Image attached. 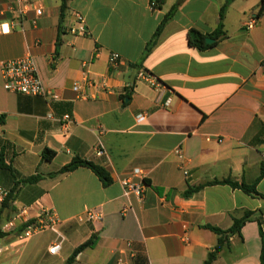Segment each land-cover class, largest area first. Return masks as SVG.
<instances>
[{
    "label": "crops",
    "instance_id": "obj_1",
    "mask_svg": "<svg viewBox=\"0 0 264 264\" xmlns=\"http://www.w3.org/2000/svg\"><path fill=\"white\" fill-rule=\"evenodd\" d=\"M226 1L163 0L153 11L152 0H70L62 14L63 0H0V154L6 164L0 186L13 194L6 217L12 221L22 209L32 219L50 211L64 237L52 255L48 249L58 238L52 230L26 241L7 233L0 264H66L94 236L97 245L73 264H119L120 258L124 264H203L219 240L208 227L227 231L246 212L259 217L264 199L230 185L184 196L191 187L227 179L256 184L264 195V0H234L224 18L227 38L207 50L189 45L191 30L207 35L218 28ZM174 6V18L144 58ZM76 12L85 17L87 36L67 30ZM251 17L257 23L248 29ZM111 53L122 57L117 70L109 68ZM26 56L58 100L5 90L2 62ZM140 69L164 89L138 80ZM86 70L94 86L84 82ZM46 148L56 153L51 162L43 158ZM98 148L103 157L96 156ZM76 157L104 167L113 183L104 187L85 167L55 175ZM135 169L145 173L144 203L123 196L121 180ZM37 175L39 182L26 183ZM126 203L132 210L123 215ZM96 208L101 222L76 221ZM261 228L264 235V215ZM46 232L48 241L34 240ZM262 247L253 219L214 264H262Z\"/></svg>",
    "mask_w": 264,
    "mask_h": 264
},
{
    "label": "built area",
    "instance_id": "obj_2",
    "mask_svg": "<svg viewBox=\"0 0 264 264\" xmlns=\"http://www.w3.org/2000/svg\"><path fill=\"white\" fill-rule=\"evenodd\" d=\"M160 6V2L157 0H152L151 9L153 11L157 10ZM37 15L42 14V9L38 8L36 10ZM256 18L251 17L247 23L246 27L248 29H253L256 25ZM68 32L73 36H87L89 30L87 28L85 17L76 12L74 14V21L68 27ZM122 57L118 53H111L109 56V68L112 70H117L122 65ZM1 71L4 80V88L6 91L14 94H21L26 96H40L46 99L58 100L59 96L50 92L44 85L41 76L39 74L37 65L34 59L31 56H26L21 59L11 60L7 62H2ZM84 82L88 85L94 86L93 81L90 79V72L88 70L83 72ZM138 80L144 81L148 83L152 88L160 91L164 89L160 81L151 74L150 72L145 71L144 69H140L137 75ZM106 89V85L104 86ZM74 91L79 92L81 90V86L79 84L74 85ZM146 115H140L138 117L139 120H144ZM72 123L70 116L66 115L63 118V130L66 134L69 133V125ZM207 140H211V137H208ZM219 143L222 140L218 141ZM105 154L102 148H98L96 150L97 157H103ZM176 156L184 161L183 150L181 148H177L175 150ZM185 176H188V171L184 169ZM145 173L140 169L133 170L131 176L124 178L121 180L123 196L127 200L134 197L139 202L144 203L145 193L148 187L147 183L144 179ZM138 180V181H136ZM10 192L3 187L0 186V206L5 202L8 198ZM130 210H132V206L130 203H126L122 208V214H127ZM29 211L28 209H23L17 218L8 223L4 224L1 227V231L4 233L17 232L18 238L21 241H26L30 239L35 234L46 230H52L58 236L57 240L49 247L48 251L52 255H58L62 250V245L64 242V237L59 232L60 222L58 219L50 212L46 211L40 215L39 218H34L35 222L30 223L32 219H28ZM76 221L78 223H87V222H101L102 221V212L100 209H90L86 211L84 214L77 217ZM29 224L24 230L21 228ZM21 230V231H20ZM185 241H188V238H185ZM127 247L129 250L133 249L132 243H127ZM119 264H124V260L122 258L119 259Z\"/></svg>",
    "mask_w": 264,
    "mask_h": 264
},
{
    "label": "trees",
    "instance_id": "obj_3",
    "mask_svg": "<svg viewBox=\"0 0 264 264\" xmlns=\"http://www.w3.org/2000/svg\"><path fill=\"white\" fill-rule=\"evenodd\" d=\"M69 1L70 0H63L62 14L66 11L67 3ZM157 1H159L161 3L163 0H157ZM233 1L234 0H227L226 4L222 7V9L220 11V21L218 24V28L213 33L205 35V34H202L200 31L195 30V29H193L189 32V45L191 47H195L199 50H207V49L214 47L215 45L220 43L222 40L227 38V32L225 31V28H224V18L226 15L227 8L229 7V5ZM177 9H178V6H174L165 15V17L162 19L153 39L149 42V44L147 46V49H146L145 54H144V58H146L150 54L153 46L157 42L158 38L161 36L166 25L174 18V15H175ZM259 14L260 15L264 14V7H262ZM208 38L215 40V42L213 44H207L206 40ZM262 65L264 67V62L262 63ZM55 155H56V153L54 151L47 149V148L43 152V158L48 162H51L54 159ZM5 167H6V164L4 162V157L2 154H0V168H5ZM80 167L89 168L99 178V180L102 182L104 187H109L113 183V179H112L110 173L104 167H102L101 165L94 164V163L87 161L85 159H82L80 157L74 158L71 161V163H69L68 165L61 168L57 173H55V175L69 174L71 172H74L76 169H78ZM263 175H264V173H262V176ZM41 178L42 177L39 175L32 176V177H29L26 179V183L35 184V183L39 182L41 180ZM215 184L230 185L233 188H239V189L243 190L245 193H247L251 196L264 199V195L260 194L257 191L256 184H253V185H247L244 183L239 184L237 182H234L231 179H227L224 181H213V182H209L205 185H199L196 187H191L184 193V196L185 197H191L193 194H195L196 192H199L204 187H206L208 185H215ZM12 195L13 194L10 192L8 198L5 200V202L1 206L0 220L2 218L3 213L10 206V203L12 200ZM255 215L256 214L254 212H246L242 218L235 219L233 226L227 231H223V230L218 229L216 227H208V229H210L211 231H213L215 234H217L219 236V240H218L216 247L209 254L207 260L203 264H214L215 261L218 259V256L221 253V251L225 247H228L230 245V239L234 236L241 237L242 229L244 228V226L246 225L247 222H249L253 219H256V221L260 225V231H261V234L263 237L261 261H262V264H264V235L262 233V228H261L264 211L263 210L260 211L259 217H255ZM33 222H35V219H32L30 223H33ZM0 223H1V221H0ZM28 225L29 224L24 225L21 228V230H24ZM6 236H7V233L2 232L1 228H0V240L4 239ZM96 245H97V238H96V236H94L91 239H89L88 241H86L85 243H83L82 245H80L78 248H76L74 250L73 254L71 255V257L68 259L66 264H73L76 261L77 257L80 255V253H82L86 249H92Z\"/></svg>",
    "mask_w": 264,
    "mask_h": 264
},
{
    "label": "rangeland",
    "instance_id": "obj_4",
    "mask_svg": "<svg viewBox=\"0 0 264 264\" xmlns=\"http://www.w3.org/2000/svg\"><path fill=\"white\" fill-rule=\"evenodd\" d=\"M9 209H10V207H9ZM9 209H8V210H9ZM22 210H23V209H22ZM10 213L12 214V211H10V210H9L8 212H4V213H3L2 218H1V220H0V221H1V223H0V224H1L0 226H1V227H2L4 224H6V223L9 222V221H8V220H9V217H6V216H7V214L10 215ZM19 213H20V211H19ZM19 213H18V214H19ZM32 218H33V217H31V215L29 214L28 219H32ZM1 227H0V228H1ZM50 235H51V232L41 233L40 235H37V236L34 238V240H35V241H37V240H41V243H42V242H46V241H48V238L50 237Z\"/></svg>",
    "mask_w": 264,
    "mask_h": 264
},
{
    "label": "water",
    "instance_id": "obj_5",
    "mask_svg": "<svg viewBox=\"0 0 264 264\" xmlns=\"http://www.w3.org/2000/svg\"><path fill=\"white\" fill-rule=\"evenodd\" d=\"M215 42V40H213V39H211V38H208L207 40H206V43L207 44H213Z\"/></svg>",
    "mask_w": 264,
    "mask_h": 264
},
{
    "label": "snow or ice",
    "instance_id": "obj_6",
    "mask_svg": "<svg viewBox=\"0 0 264 264\" xmlns=\"http://www.w3.org/2000/svg\"><path fill=\"white\" fill-rule=\"evenodd\" d=\"M5 30H7V26H5Z\"/></svg>",
    "mask_w": 264,
    "mask_h": 264
}]
</instances>
